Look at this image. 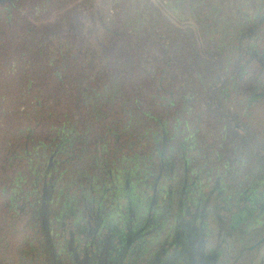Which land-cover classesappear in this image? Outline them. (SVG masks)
I'll return each mask as SVG.
<instances>
[{
    "label": "rangeland",
    "instance_id": "374dc122",
    "mask_svg": "<svg viewBox=\"0 0 264 264\" xmlns=\"http://www.w3.org/2000/svg\"><path fill=\"white\" fill-rule=\"evenodd\" d=\"M241 6L264 13V0H0V264H264V19L257 47H238ZM94 178L111 191L90 192ZM117 182L135 183V225Z\"/></svg>",
    "mask_w": 264,
    "mask_h": 264
},
{
    "label": "flooded vegetation",
    "instance_id": "af4514ba",
    "mask_svg": "<svg viewBox=\"0 0 264 264\" xmlns=\"http://www.w3.org/2000/svg\"><path fill=\"white\" fill-rule=\"evenodd\" d=\"M160 125H161V122H160ZM162 131H163V133H164V138L163 137H161V138H157L156 137V132L155 131H153L152 132V136H154V138H155V141H156V143H158V142H160L161 143V141H163L162 143H163V147H161V146H158L159 145V143L156 145V148H155V152H157V155L161 158V160H162V165L163 166H169V169H170V172H171V174H172V172L174 173L175 172V170H176V166H175V163L174 162H172L170 159H167L166 158V151H168L167 149H168V143L170 142V140H171V137H168V136H166V134H167V132H168V128H167V126H166V123H162ZM63 133H66L64 130H63ZM62 141L60 142V144H58L56 147H55V150L56 151H61V152H65V145H66V142L68 141H70L71 140V138H69L68 139V137H66L65 135L62 137ZM69 144H72L71 142H69ZM194 145L193 144H191V145H186V144H184L183 143V148H182V150H183V154H184V162H185V166H186V168L187 169H190V171H192L193 170V168L191 169L190 168V165H192V159L190 158V157H188V154H187V152H188V150H189V148H192ZM169 151L170 152H172V150L171 149H169ZM53 154H54V152H53ZM53 154H52V157H51V160H50V162H49V167H51V166H53L54 165V161H55V159L53 158ZM137 159H139V158H137ZM141 160H143V162L145 163L146 162V159H145V157H142V158H140ZM147 163V162H146ZM167 166V167H168ZM142 169H144V168H142ZM145 171H147L146 169H145ZM144 170H143V172H145ZM133 172V171H132ZM146 174H147V172H146ZM131 175H133V173H131ZM49 176H51V178L49 177ZM49 177V178H48ZM119 177V175H116V181H117V178ZM53 179V180H52ZM51 180V181H50ZM59 180V177H55L54 175L52 176L51 175V173H50V175H47V179H46V181L44 182V185L42 186V189H43V192H42V197H43V199H42V208H41V214H43V216H44V219H45V227L47 228L46 230L47 231H49V225L47 224V221H51V220H48V219H46L47 218V215H48V212H49V210H48V198H50V197H52V195H53V190H54V186H55V184H56V182ZM129 180H130V178H129ZM95 181H96V179L94 178V179H92V180H90L89 181V183H88V190H90V192L91 191H95V192H97L98 194H100L101 196H105L106 195V192H108V191H111V188L108 186V185H106V184H104L103 185V187H102V189H100L99 188V186L95 183ZM36 184H38V182H36L35 183V185ZM117 184V187H115V188H117V191H115L116 192V195H113L114 196V198H116V199H118L121 195H123V194H121V193H125V195L126 196H128L129 197V212L127 211V212H125V213H123V218L125 217L126 218V220H124L125 222V224H128V223H130V222H132L133 223V225H135V223L136 222H138V218H136L135 217V208L133 207L134 205H133V202H131L130 203V196H131V191H133V190H135V188H134V186H135V183H134V185H128V184H123L122 182H120V183H116ZM194 184H192V185H190V183L189 182H185L184 183V186L182 187V189H181V191H180V193H181V196H182V198H181V201H180V203L181 204H183L185 201H188V199H189V195H190V193L194 190L193 188H194ZM129 189L131 190V191H129ZM157 188L155 187V190H156ZM175 189H176V185L175 186H173L172 188H171V191L174 193V191H175ZM129 191V192H128ZM170 191V192H171ZM89 192V193H90ZM121 192V193H120ZM61 193H58V197H59V195H60ZM156 194V193H155ZM84 196V202H85V204L86 205H88V206H95V205H97V201L96 200H93L91 197H89V195H88V193L87 194H85V195H83ZM201 196H203L202 194H201ZM184 199H186V200H184ZM57 200H58V198H57ZM77 199L76 198H73V199H71V201H73L74 203H75V201H76ZM93 202H95V203H93ZM149 204H150V206L151 205H153V202H149ZM64 205H65V203H64ZM70 206V205H69ZM68 206V207H69ZM64 210H65V208H63ZM100 209H101V206H100ZM263 210H264V207L262 208ZM70 210H72L71 209V206H70ZM198 211V214L201 216L202 215V213L199 211V210H197ZM64 212H66V211H64ZM102 213H103V211L102 210H99V212H98V216H100L98 219H99V221L100 222H102V217H103V215H102ZM129 215V216H128ZM198 215V216H199ZM199 216V217H200ZM62 217H65V216H62ZM152 218H153V214H152V216H151ZM161 217L162 218H165V220L166 219H168V216L166 215V213H164V212H162L161 213ZM137 219V220H136ZM150 220H152V221H155V219H151L150 218ZM180 220H182V219H180ZM61 221L64 223V220H62L61 219ZM49 223V222H48ZM179 223H180V221H179ZM179 223H177V225L180 227V225H179ZM146 225H144L143 227H145ZM146 227H149V226H146ZM50 228H52V227H50ZM51 232H52V230H51ZM176 233H178L177 231H176ZM177 237V242H175V243H180L179 242V240H181V236L180 235H178V236H176ZM137 248H136V250H137V252H138V254H141V252H143V251H141V250H143L142 249V247L141 246H136ZM159 258L162 262L164 261L162 258H160L159 256H156V258ZM155 258V259H156ZM175 259H178V255L177 254H175V255H173L172 257H170L169 258V260L168 261H164V264H172V262H174V260ZM173 260V261H172Z\"/></svg>",
    "mask_w": 264,
    "mask_h": 264
},
{
    "label": "trees",
    "instance_id": "16d2710c",
    "mask_svg": "<svg viewBox=\"0 0 264 264\" xmlns=\"http://www.w3.org/2000/svg\"><path fill=\"white\" fill-rule=\"evenodd\" d=\"M78 1H75L74 3L71 4V2H65L63 5V8L62 9H67L66 12H74L77 8H79L82 4H85L84 1H80L79 3H77ZM83 7V6H82ZM242 7V6H241ZM85 8V7H84ZM242 16L245 18V20H247L248 24L245 26V28L243 29H238V47H240V43L242 41V36H246L248 39H250L251 41L249 42L248 44V47H257V43H258V39L256 38H252V35L255 33V30H256V26L258 24V22H260L262 19H264V13H262L261 10H256L255 13H252L251 12V9L247 8V7H242ZM83 15L80 16V18L82 17ZM75 18V17H74ZM83 18V17H82ZM81 18V19H82ZM258 19L259 21H256L255 20ZM253 21V24L250 25V21ZM79 21V18L76 17V20L75 22H69L67 23L68 26H75L76 25V22ZM82 22V21H81ZM78 25V24H77ZM89 31V30H88ZM90 32V31H89ZM106 33V32H105ZM82 35V34H81ZM91 35V34H90ZM116 35V34H115ZM109 36V35H108ZM118 36V35H117ZM102 44V43H101ZM84 46V45H83ZM84 47H87V46H84ZM89 51L91 52L90 50V47H88ZM92 54V52H91ZM236 63L237 65L239 66V63H241V65L238 67V72L239 71H245L247 68H246V65L247 63L243 62L242 60V56H238L236 58Z\"/></svg>",
    "mask_w": 264,
    "mask_h": 264
}]
</instances>
